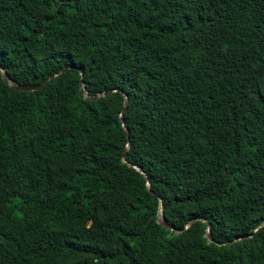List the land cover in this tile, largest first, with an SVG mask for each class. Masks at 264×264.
<instances>
[{
	"label": "trees",
	"instance_id": "16d2710c",
	"mask_svg": "<svg viewBox=\"0 0 264 264\" xmlns=\"http://www.w3.org/2000/svg\"><path fill=\"white\" fill-rule=\"evenodd\" d=\"M0 65V264H264V0H0Z\"/></svg>",
	"mask_w": 264,
	"mask_h": 264
},
{
	"label": "water",
	"instance_id": "95a60500",
	"mask_svg": "<svg viewBox=\"0 0 264 264\" xmlns=\"http://www.w3.org/2000/svg\"><path fill=\"white\" fill-rule=\"evenodd\" d=\"M0 67H1L2 71L6 74L7 71H6L1 65H0ZM52 78H53V77L49 78L47 81H45V82H44L43 84H41V85H26V84L15 83L14 86H15L16 88H18V89H23V91H35V90H38V89H41L42 87H44L49 81L52 80ZM114 91H116V90H112V91H108V92H102V93L97 94L96 96L91 97V96H88L86 89H84L85 95H86V97L89 98V99H96V98H99V97H103V96L107 95L108 93H110V92H114ZM127 102H128V99H127V96L125 95V105H124L123 110H122L121 113H120V118H121L122 126H123V128L126 130V132H127L128 140H127L126 148H125V151H124V153H123L122 159H123V162L126 163L127 165H130L131 167H134L135 169H137V170L143 172V170H142L139 166L132 165L131 163H129V162L125 159V154H126V152L128 151V149H129V147H130V143H129V133H130V132H129V129L127 128L126 123H125V121H124V119H123V113H124V111H125L126 108H127ZM145 176H146V175H145ZM146 179H147V189H148L149 191H151L150 184H149V182H148V178H146ZM195 220L203 221V219H202V220H201V219H192L191 221H189L188 223H186V225L184 226L183 229H174L173 226L171 227L170 225H168V224L166 223V221H165V219H164V205H163L162 201L160 202V206H159V210H158V223L160 224V226H162V227L168 229L169 231L172 230V231H175L176 233H179L180 231L185 230L186 228H188V227H189V226H190ZM263 225H264V222L261 223V224L259 225V227H261V226H263ZM259 227H258V228H259ZM255 230H257V229H255ZM205 231H206L205 237L207 238V240H208L209 242H213L212 239H211V237H210V227H209V224H208V223L206 224V229H205ZM213 243H215V242H213ZM215 244H216V245H224V244H227V243H215Z\"/></svg>",
	"mask_w": 264,
	"mask_h": 264
}]
</instances>
